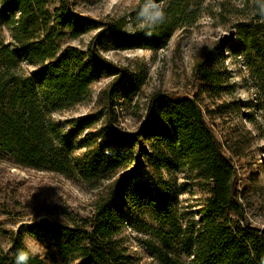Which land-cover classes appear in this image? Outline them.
<instances>
[{
    "label": "trees",
    "instance_id": "trees-1",
    "mask_svg": "<svg viewBox=\"0 0 264 264\" xmlns=\"http://www.w3.org/2000/svg\"><path fill=\"white\" fill-rule=\"evenodd\" d=\"M240 1L248 19L233 26L231 58L242 59L256 91L255 109L264 116V0ZM205 3L139 0L127 21H99L78 12L75 0H0V160L98 192L88 216L43 206L44 217L24 231L43 256L31 254L18 235L7 252L0 250V264H17L20 251L28 255L26 264H264V228L245 220L234 161L194 96L155 92L137 130L116 125L119 101L130 104L146 76L132 75L101 53H155L177 30L195 27ZM216 61L208 53L195 66L208 95L232 89L222 86ZM103 79L109 81L97 96L98 112L54 118L83 103ZM215 108L225 113L227 107ZM97 124L103 139L89 132ZM253 136L247 131L241 142ZM143 169L149 174L134 185ZM191 188L197 207L183 211L178 196Z\"/></svg>",
    "mask_w": 264,
    "mask_h": 264
},
{
    "label": "rangeland",
    "instance_id": "rangeland-1",
    "mask_svg": "<svg viewBox=\"0 0 264 264\" xmlns=\"http://www.w3.org/2000/svg\"><path fill=\"white\" fill-rule=\"evenodd\" d=\"M224 1L226 4L222 11L226 20L220 21L217 13ZM138 3L139 0H75L78 12L99 21L119 18L127 21L129 13ZM240 4V0H206L199 23L187 32L177 30L167 45L155 53L140 49H110L101 55L114 65L126 68L132 75L141 72L146 76L141 93L130 104L120 100V107L116 108V125L126 132H133L141 125L148 98L155 92H173L194 96L198 100L207 123L225 150L228 147L226 152L234 161L236 189L239 191L245 220L254 227L264 228V116L255 109L257 96L247 68L241 58H231L229 48L235 41L232 35L234 24L248 19L244 14L247 11H241ZM126 29H132L130 23ZM91 35L83 37V43ZM228 39L232 40L222 44ZM78 46L84 47L81 44ZM222 49L221 55H218ZM208 53L216 57L215 64L223 72L222 86H231L230 93L208 95L201 88L195 66ZM220 61H223L222 65L218 64ZM108 81L103 79L95 84L83 103L54 118L64 122L98 112L100 106L97 96ZM220 104L227 107L225 113L215 108ZM208 110H211L210 115L207 114ZM248 121H252L253 125ZM99 126L97 124L89 132L103 139ZM247 131L254 136L247 144H243L241 141ZM82 152L79 150L77 154ZM146 172L149 174V170L141 171L134 185L143 181L142 175ZM97 193L82 183H74L60 175L27 170L8 159L0 160V250L7 252L11 248L9 239L21 235L29 252L42 257L44 252L40 245L24 232L27 225L44 217L41 208L63 207L81 216H88ZM197 198L194 189L181 190L178 208L193 212L197 207ZM125 233L129 237L136 236L130 230Z\"/></svg>",
    "mask_w": 264,
    "mask_h": 264
},
{
    "label": "clouds",
    "instance_id": "clouds-1",
    "mask_svg": "<svg viewBox=\"0 0 264 264\" xmlns=\"http://www.w3.org/2000/svg\"><path fill=\"white\" fill-rule=\"evenodd\" d=\"M159 15L162 17V13H160ZM27 259V253H25L24 251H20L17 255V264H26Z\"/></svg>",
    "mask_w": 264,
    "mask_h": 264
}]
</instances>
